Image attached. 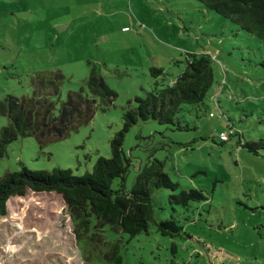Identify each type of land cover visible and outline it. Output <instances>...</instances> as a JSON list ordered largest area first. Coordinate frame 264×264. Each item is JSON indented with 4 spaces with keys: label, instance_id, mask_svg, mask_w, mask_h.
Segmentation results:
<instances>
[{
    "label": "rangeland",
    "instance_id": "rangeland-1",
    "mask_svg": "<svg viewBox=\"0 0 264 264\" xmlns=\"http://www.w3.org/2000/svg\"><path fill=\"white\" fill-rule=\"evenodd\" d=\"M187 52L210 54L216 82L205 105L182 106L188 129L138 120L126 131L125 184L130 188L137 168L157 157L180 188L202 189L207 198L173 211L172 191L155 190L154 220L173 214L190 236L161 235L151 220L148 232L129 240L122 234L123 264H264V152L254 155L237 143V133L264 138V42L198 0H0V98L29 94L31 76L55 70L65 77L64 96L80 88L93 65L117 92L65 137L44 146L33 136L10 142L0 175L21 164L90 170L99 155L110 156L127 100L150 90L149 68H163L170 79ZM6 123L0 115V128ZM229 124L237 133L221 140ZM107 236L118 237L109 230ZM0 264L105 262L86 259L61 194L27 190L11 196L0 214Z\"/></svg>",
    "mask_w": 264,
    "mask_h": 264
},
{
    "label": "trees",
    "instance_id": "trees-1",
    "mask_svg": "<svg viewBox=\"0 0 264 264\" xmlns=\"http://www.w3.org/2000/svg\"><path fill=\"white\" fill-rule=\"evenodd\" d=\"M198 1L264 42V0ZM212 61L207 52H187L184 68L170 79L163 68L150 67L152 86L144 96L135 95L127 100L121 113L122 126L110 139V156L99 155L91 169L83 174H75L69 167L30 169L24 164L17 170L4 172L0 175V214L7 212L11 196L23 195L27 190L59 193L74 222L86 259L105 264H123L122 234H127L129 240L137 233L148 232L151 220L161 235L177 237L183 233L189 237L173 214L154 220L152 193L160 188L171 190L168 202L175 211L174 205L187 209L191 202L206 199L204 191L195 187L180 188V183L165 170V160L157 157L149 158L137 168L134 181L127 188L130 158L122 144L126 131L138 120L188 129L189 125L180 119V111L186 103L205 105L204 99L216 82ZM64 79L59 70L37 71L31 76L29 94L5 93L0 98V115L7 118V123L0 128V155L20 136H33L40 146L65 137L90 121L98 106L106 108L117 96L96 65L91 67L78 90L68 89L63 96ZM228 127L233 128L231 124ZM236 133L234 129L232 134ZM237 136L239 146L254 155L263 154L264 138L246 139L242 133ZM115 179L118 186L113 188ZM108 230L118 237L109 238ZM175 248L172 242V250Z\"/></svg>",
    "mask_w": 264,
    "mask_h": 264
},
{
    "label": "built area",
    "instance_id": "built-area-1",
    "mask_svg": "<svg viewBox=\"0 0 264 264\" xmlns=\"http://www.w3.org/2000/svg\"><path fill=\"white\" fill-rule=\"evenodd\" d=\"M126 28V27H124ZM234 132V129L232 127H227L226 131H220L218 136L221 140L225 139L228 134H232Z\"/></svg>",
    "mask_w": 264,
    "mask_h": 264
},
{
    "label": "crops",
    "instance_id": "crops-1",
    "mask_svg": "<svg viewBox=\"0 0 264 264\" xmlns=\"http://www.w3.org/2000/svg\"><path fill=\"white\" fill-rule=\"evenodd\" d=\"M124 27H126V26L123 25V26H122V29H124Z\"/></svg>",
    "mask_w": 264,
    "mask_h": 264
}]
</instances>
